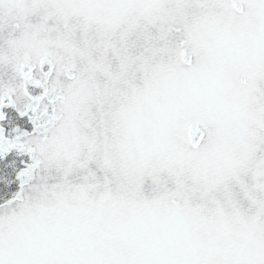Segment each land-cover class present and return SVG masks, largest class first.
Wrapping results in <instances>:
<instances>
[{"label":"snow or ice","instance_id":"snow-or-ice-1","mask_svg":"<svg viewBox=\"0 0 264 264\" xmlns=\"http://www.w3.org/2000/svg\"><path fill=\"white\" fill-rule=\"evenodd\" d=\"M0 264H264V0H0Z\"/></svg>","mask_w":264,"mask_h":264}]
</instances>
